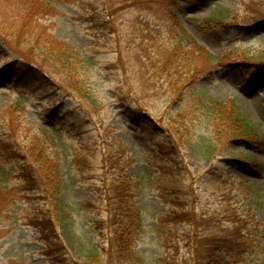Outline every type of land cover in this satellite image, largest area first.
Wrapping results in <instances>:
<instances>
[{"label":"rangeland","instance_id":"obj_1","mask_svg":"<svg viewBox=\"0 0 264 264\" xmlns=\"http://www.w3.org/2000/svg\"><path fill=\"white\" fill-rule=\"evenodd\" d=\"M171 3L0 0V68L42 62L49 74L69 76L101 102L83 113L55 85L18 87L29 94L23 100L0 84V145L14 153L7 159L0 147V264H57L34 225L45 201L29 191L36 161L51 154L65 172L62 153L71 170L56 201L85 208L67 217L72 230L59 227L66 254L56 252L57 259L83 263L80 248L89 242L98 250L95 264H132L109 254L114 241L128 243L144 264L189 259L186 226L165 241L166 228L148 229L150 213L144 230H133L122 216L111 221L116 206L105 200V188L133 178L145 198L134 187L128 202L167 212L158 191L148 196L146 181L134 177L171 167L180 186L171 185L200 195L194 199L212 229L227 225L228 209L240 216L243 254H220L222 263L264 264V0ZM63 53L68 62L58 60ZM17 153L33 165L15 159ZM169 179L163 176L166 188Z\"/></svg>","mask_w":264,"mask_h":264},{"label":"trees","instance_id":"obj_2","mask_svg":"<svg viewBox=\"0 0 264 264\" xmlns=\"http://www.w3.org/2000/svg\"><path fill=\"white\" fill-rule=\"evenodd\" d=\"M132 1L137 2V0ZM169 1L172 2L170 6H174L177 2V0ZM221 10L227 11L225 8ZM16 33H18V31H16ZM30 40L33 41L34 37L31 36ZM0 47L2 48L3 44L0 43ZM0 51L2 50L0 49ZM71 54L73 58H75L74 56H77L75 53ZM31 56L33 57L35 55L31 53ZM61 57L58 58L59 61L65 60L68 62V57L65 56L64 53ZM82 60L85 65H90V60L85 53L82 54ZM23 65L24 67L18 69L13 63H8L0 68V84L10 87V89L11 87L12 89L15 88L13 91H16L17 94L21 95L23 100L26 98V95H29L27 93L28 89L34 84L40 83L41 85L44 84L46 86L55 85L58 91L66 93V97L77 101V103L79 102L78 104H80L83 113H87L89 108L96 109L101 104V102L99 104V100H97V95H94V93L86 87L77 86V83L74 80H69V76L68 78L64 77V79H62L63 77H54L52 74H49L42 68L44 66V63L42 62H39L38 66L36 64V68L31 66L33 64H30L27 61ZM171 85L177 87L178 84L171 83ZM18 87H23L24 90L27 91L22 92L18 90ZM121 102H127L125 97L121 99ZM84 107H87L88 110H85ZM52 108L53 109L50 110L51 119H53V116L58 112L57 106ZM129 109V107L126 108V110ZM233 118L235 117L233 116ZM138 119L141 120L140 117ZM0 147L7 159H14V153H9L8 148L3 145H0ZM19 154L17 153L15 159L21 158L22 161L27 162L29 166L33 165L30 160L25 157H20ZM50 156L51 158H44L42 161H36V164L33 165L35 167L32 171L36 180L33 182L29 192L36 193V199L43 197L42 199L45 201V209H43L41 213H38L34 225L38 228V231H40L42 237H44V242L48 246L47 254L45 255L49 257L50 260H54L57 264H72L69 263L67 260L68 258L64 257V259H57L54 255L56 252L66 254L65 248L58 236V229L61 226L63 230H72V220L71 218L67 219V217L74 213H81L85 206L74 203H59L56 201V197L60 195L61 191L66 186V178H64V174L66 175L67 172H70L71 168L68 167L69 159L64 153H62V159L64 161L65 172H62L59 169V165L54 162L56 158L54 159V156L51 154ZM16 161H19L20 165L24 163L20 162L21 160ZM166 175L170 176V179L166 180L167 188L164 186L165 183L162 182L163 176ZM176 176V170L169 167L168 170L162 169L157 174H145L134 177V179H144L146 181L147 184L145 187L148 191L147 193H149L148 196H152L153 192L158 191L159 198H162L163 203L169 207V210L164 213L156 212L153 209V205L148 202L146 203V201L144 204L128 202V198L130 197L129 192L134 187L141 190V192L137 194V197L139 199L145 198L146 192L144 191V187H140V183H137L133 178L130 180L131 178L128 179L122 177L118 183L109 185L104 189L106 195L105 200L110 206H116L115 209L117 210H113L112 216H109L111 221L115 220L117 215L122 216L125 223H129L132 228L134 227L133 230L139 228L143 231L142 219L145 217L147 211L150 213V220L147 221V223H149L148 229L156 231L161 228H166L169 234H167L165 241H169L170 233L174 232L177 226H186L185 239L187 243L186 245L190 248L192 253L191 257L180 261L169 259L170 262H167L169 264H224L219 258L220 254L225 253L230 257L234 256V252L237 254H243L245 240L241 235V220L240 216L236 214V209L231 208L227 210L225 217L227 225L225 227L217 226L212 229L208 224L209 221L207 217L203 214L204 208L200 206V199H194L195 197L200 198V195L194 190L189 191L186 189L185 191L184 188L182 190L175 189L180 186L178 183L177 185H174L173 180ZM59 177L62 178V182H58L60 180ZM171 184L175 186V188ZM191 197L193 198L191 199ZM201 201L203 200L201 199ZM150 224L154 225L150 226ZM122 236V234L120 238L119 236H116L115 239L119 241ZM114 242L115 243L110 242L111 247L109 249V254L120 258L130 257L133 259L132 264H144V256L140 253L132 254L129 252L131 251V248L128 243L124 242L119 245L116 241ZM81 246L80 249L84 252L86 258L83 263L80 261L76 264H95L94 261L97 259H95L94 256L98 252L97 248L91 246L89 242L88 244L86 243V245L84 244ZM114 246H116L115 249L113 248ZM52 257H54V259Z\"/></svg>","mask_w":264,"mask_h":264}]
</instances>
